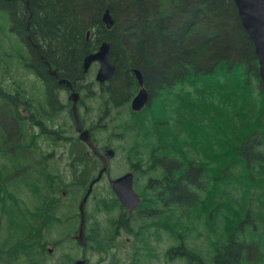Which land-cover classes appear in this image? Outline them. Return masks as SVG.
<instances>
[{
  "label": "trees",
  "instance_id": "16d2710c",
  "mask_svg": "<svg viewBox=\"0 0 264 264\" xmlns=\"http://www.w3.org/2000/svg\"><path fill=\"white\" fill-rule=\"evenodd\" d=\"M29 1L32 26L59 42L53 49H60V72L67 75L83 28L100 22V9L108 8L113 29L95 30V49L108 40L115 66L102 97L110 106H128L137 90L131 68L142 72L149 92L146 106L130 110L122 124L140 204L128 216L115 197L97 200V211L120 209L98 249L132 233V264H151L141 254L151 256V242L164 232L177 243L167 258L206 264L178 235L179 222H191L193 212L197 220L204 216L211 236L225 217L226 235L212 243V264H264V85L234 0H171L168 7L162 0ZM176 86L196 94L174 92ZM23 90L0 82V264H49L47 234L60 222V188H79V199L97 160L82 146L66 159L68 182L53 173L43 138L55 111L38 116L43 138L28 132ZM139 170L147 175L141 191Z\"/></svg>",
  "mask_w": 264,
  "mask_h": 264
},
{
  "label": "rangeland",
  "instance_id": "374dc122",
  "mask_svg": "<svg viewBox=\"0 0 264 264\" xmlns=\"http://www.w3.org/2000/svg\"><path fill=\"white\" fill-rule=\"evenodd\" d=\"M166 7L170 4L171 0H162ZM175 1V0H174ZM7 45V41L5 40ZM8 48V47H6ZM0 82L5 85H13L16 89L23 90L22 84L25 87V91L23 90L24 97L27 99V95L29 96V84H28V73L27 70L21 63L17 61H13L9 58H0ZM96 65H94L90 72L86 77L87 88H91V81H95ZM14 73V74H13ZM27 73V74H26ZM200 89V88H199ZM197 89V90H199ZM174 92H189L191 98L196 94L195 89H188L182 86H176L173 89ZM103 99V98H102ZM99 98L97 94V98H85V102L94 104L88 109H84L83 107H79L78 113L81 121L85 124L86 128H89L96 139L100 149L110 147L115 150V156L109 163L108 172L110 178H115L117 176L122 175L123 173L130 170L131 162L127 158L128 154V146L129 142L127 137L123 135L122 124L128 119L129 116V104L128 106L123 107H113L109 109L108 112L103 111V101ZM106 113V114H105ZM59 114V113H58ZM57 114V115H58ZM57 115L53 118L55 123L51 124L50 127H54L58 125L56 132L53 134H49L51 141L57 146L53 147L52 155H48L50 160V166L54 169L53 173L57 172L64 176L65 182L69 181V171L66 166V159H61L59 155L63 150V146L65 141L75 142L77 140V134L74 130V124L72 121V116L68 114L67 111H62L58 118L59 120H55ZM57 122V123H56ZM28 132L35 133V131L29 127ZM230 132H226V136H229ZM61 137L63 139H61ZM44 143V141H43ZM44 149H48V145L45 142L43 145ZM142 171H138V180L136 181V185L139 191L143 188V184L145 182L146 176L141 173ZM263 188V187H262ZM264 189V188H263ZM110 184L106 177H102V179L97 183L94 187L91 197L89 198L86 205V215H88V223H87V233L90 238L96 237V244L90 240V245L88 250L86 249V257L90 261L91 264H132L133 258V246L131 235L128 233L121 232L124 234L123 236H119L117 239L114 238L113 241L109 243V245H104V248L107 247L106 251L100 252L98 249L99 244H105L107 238L111 236V233L108 230V221L109 219L116 218L120 209L117 207H111L103 211H97V200L100 198H105L110 200L113 198L110 191ZM62 191L65 194H62ZM79 188L75 186H67L65 189L60 188V199L57 203L56 216L60 218V222L56 224V226L52 227L47 234L48 244L46 247L51 249V252L48 253L46 257V261L49 264L55 263L57 261L63 262L64 264H71L72 262L81 258L80 248L76 245V240L74 239V235L77 232L78 228V218H77V202L79 196ZM27 194L20 193V196L24 197ZM114 195V194H113ZM254 206V205H252ZM75 212V213H74ZM74 213V214H73ZM190 221H186L184 224L183 221H180V229L178 234H183L185 236V244L189 247L194 248L199 251L205 260L206 264H212V254H213V242L221 243L224 241V237L226 232L224 227L226 225L225 217L223 220L219 222L217 227L216 235L211 236L208 231V227L205 224L204 216L202 215L199 220L196 219L195 213L190 212ZM228 219H231V215H227ZM100 222L101 231H97L96 223ZM63 233H67L63 235ZM128 234V235H127ZM162 236V240L159 242H153L151 244L154 245L151 250L152 255L149 257L142 256L143 262L146 260L151 264H184L183 261L179 258H175L172 260H168L165 257V251L177 244L176 242L170 240L167 234L160 233ZM126 238L129 241H126ZM122 240L125 243H122ZM71 259L70 260H68ZM85 258V257H84ZM119 260L118 263L116 261Z\"/></svg>",
  "mask_w": 264,
  "mask_h": 264
},
{
  "label": "flooded vegetation",
  "instance_id": "af4514ba",
  "mask_svg": "<svg viewBox=\"0 0 264 264\" xmlns=\"http://www.w3.org/2000/svg\"><path fill=\"white\" fill-rule=\"evenodd\" d=\"M106 9L108 8H104L103 10L100 9L98 13L100 22H97V18L83 28V33L80 35L83 37V40L81 39L76 48L74 47L76 50L74 72L67 75L60 72V49L58 51L53 49V46L58 47L56 45H58L59 42L56 43L55 38H51L52 40H49L47 32L44 30L38 31L32 26L33 21L31 18L33 12L30 1L0 0V58H9L15 62L17 61L27 70L30 98L27 95V99L24 98V102L20 104V107L22 112H24V115L26 117L28 116V119L32 121V129L35 131L33 134H40V138H43V132L41 130L43 123H41V119L38 116H43L45 112L52 111L53 113L55 111V114L53 115L55 117L58 113L60 114L62 111H67L73 119L71 112L72 104L69 100L71 92L78 94V101L76 105L77 110L79 107L88 109L92 105H96V103L91 104L85 102V98H97L98 94L99 98L102 99L103 90L110 84L113 75L111 78L103 82H99L96 79L95 81H91V88L88 89L86 84L87 74L94 65L97 67L94 74L97 73L99 65L97 62H93L88 69L85 70L83 68L84 57L96 50V28L99 27L102 30L105 28L107 31H111L114 27L113 17V25L110 28H107L106 24L102 21V15ZM109 14L112 16L110 11ZM5 40L7 41V45ZM103 41L109 43V60L112 62L110 57V42L108 40ZM81 45L83 46L82 52L80 51ZM72 77H74V79H72ZM102 101L103 111L108 112L109 109L113 108V106L109 105L108 98H104ZM59 114L55 119L56 121L59 120ZM52 122L55 121L53 120ZM73 126L76 132V125ZM82 126L83 129H87L85 124L82 123ZM45 130V134H53L56 132V130H50L47 126L45 127ZM61 139L63 138L61 137ZM73 143L74 142H70L69 155L77 148V146H73ZM162 233L166 234L164 232ZM129 234L131 235L132 233ZM178 235L183 238L185 245V236L181 233ZM88 237L90 238V236ZM90 240H92L97 246V239L95 236L90 238ZM126 241L128 242L129 239L126 238ZM153 242L154 241L151 243ZM175 246H177V244L171 247ZM106 249L107 247H101L99 251H106ZM167 259L171 260L169 258Z\"/></svg>",
  "mask_w": 264,
  "mask_h": 264
},
{
  "label": "water",
  "instance_id": "95a60500",
  "mask_svg": "<svg viewBox=\"0 0 264 264\" xmlns=\"http://www.w3.org/2000/svg\"><path fill=\"white\" fill-rule=\"evenodd\" d=\"M234 5L241 25L253 43L255 55L258 60L259 78L264 83V0H234ZM102 21L106 24L107 28H110L113 25V20L108 9L104 11ZM94 61L99 63V68L96 73L97 81L103 82L112 77L115 67L109 60V43L103 42L95 53H90L85 56L83 60V68L85 70L88 69L90 64ZM131 72L136 78L138 91L131 99L130 108L132 111L137 112L146 106L149 100V92L143 84L142 72L137 68L131 69ZM69 98L72 101L73 118L76 123V130L79 132V139L88 145L92 153L99 158L101 163V168H99L96 177L89 183L88 188L78 205L80 224L79 233L76 235V239L82 246H85L84 207L87 198L92 191L93 185L104 173L107 172L109 160L113 158L115 152L111 148L105 149L103 153L98 152L96 146L90 140L88 130L82 129L81 122L78 118L76 112L78 94L72 92ZM110 184L121 205L128 211V213L132 212L139 204V198L133 188V173L131 171L126 172L115 179H110ZM76 264H86V262L84 259H80L76 261Z\"/></svg>",
  "mask_w": 264,
  "mask_h": 264
}]
</instances>
